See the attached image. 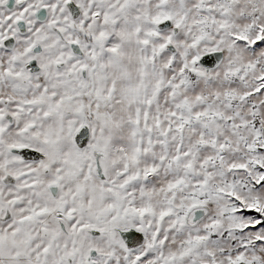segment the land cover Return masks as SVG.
Returning <instances> with one entry per match:
<instances>
[{
  "label": "snow or ice",
  "instance_id": "obj_1",
  "mask_svg": "<svg viewBox=\"0 0 264 264\" xmlns=\"http://www.w3.org/2000/svg\"><path fill=\"white\" fill-rule=\"evenodd\" d=\"M0 264H264V0H0Z\"/></svg>",
  "mask_w": 264,
  "mask_h": 264
}]
</instances>
